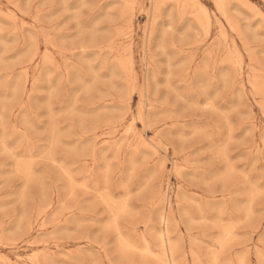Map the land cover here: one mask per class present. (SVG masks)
<instances>
[{
    "label": "rangeland",
    "instance_id": "1",
    "mask_svg": "<svg viewBox=\"0 0 264 264\" xmlns=\"http://www.w3.org/2000/svg\"><path fill=\"white\" fill-rule=\"evenodd\" d=\"M62 2L0 0V98L3 100L2 103L0 99V243L4 242L0 245V264H39L41 259L40 264H157V260L159 264H167L166 255L160 250V238L164 232L169 233L173 264H196L198 261L214 264L213 258L216 264H226L227 261V264H261L262 260L264 264V104L261 103L262 100L264 103V0H188L185 8L186 5L189 8L184 12L183 6L175 0ZM198 16L205 22L199 21ZM203 30L208 31L207 37V32L204 35ZM6 43L9 46L6 47ZM173 46L175 48L172 49ZM126 58H131L132 62ZM78 71L81 73L78 74ZM129 76L132 78L128 79ZM258 83H261L263 93L260 92L261 87H257ZM3 87L7 91L2 90ZM86 87L88 90L85 91ZM134 88L135 92L132 91ZM39 89L49 92L47 94ZM47 98H50L48 102ZM188 104L193 106L190 108ZM50 106L53 114L48 108ZM209 106L211 108L208 109ZM24 112L25 116L28 115L26 120ZM139 136L141 141H138ZM14 142L16 145L13 147ZM139 146L141 149L146 147L141 150ZM15 154L20 157H15ZM23 164L24 167L21 166ZM8 170L11 172L7 173ZM68 170L74 174L71 173L73 177ZM227 172L231 174L227 175ZM85 175L88 182L82 181ZM218 175L227 177V183L224 177ZM106 182V186L102 185ZM95 186H98L97 189ZM95 191L100 192L96 194ZM210 207H213L212 210ZM157 215L163 216L159 218ZM164 217L167 221L165 225ZM213 219H218L215 221L219 224H214ZM115 220L118 223H114L117 222ZM102 227L110 228V231ZM217 227L221 228L217 230ZM210 237L216 238L215 241H211ZM192 239L195 243L190 241ZM219 242L224 244L222 249ZM145 243H148V249ZM226 244L230 248L226 246L225 249ZM138 245L144 249H139ZM115 250L121 254L131 250L129 253L132 255L125 251L120 257ZM188 250L192 252L190 258L193 259L189 258ZM240 250L244 251L239 253ZM132 252L141 256L137 257L135 253L134 256ZM124 255L127 257L124 258ZM209 256L212 258H209L210 261ZM29 257H34V260ZM148 259H151L150 262Z\"/></svg>",
    "mask_w": 264,
    "mask_h": 264
},
{
    "label": "bare ground",
    "instance_id": "2",
    "mask_svg": "<svg viewBox=\"0 0 264 264\" xmlns=\"http://www.w3.org/2000/svg\"><path fill=\"white\" fill-rule=\"evenodd\" d=\"M155 1H156V0H155ZM167 1H169V0H167ZM171 1H172V0H171ZM173 1H174V0H173ZM175 1L178 3V5L184 7V8L182 7V9H183L182 11L184 12V9L186 10V8H187V5H186V8H185V3H186L188 0H175ZM222 1H223V0H222ZM240 1H242V0H240ZM244 1H245V0H244ZM61 2H62V0H61ZM189 2H190V1H189ZM225 2H226V0H225ZM227 2H228V0H227ZM246 2H247V1H246ZM62 3L64 4V2H62ZM149 3H150V1H149ZM198 3H199V2H198ZM214 3H215V1H214ZM8 4H9V3H8ZM151 4H152V2H151ZM155 4H156V3H155ZM191 4L193 5V1L191 2ZM191 4H190V5H191ZM225 4H226V3H225ZM225 4H224V5H225ZM178 5H177V6H178ZM196 5H197V4H196ZM13 6H14V5H13ZM156 6H157V4H156ZM193 6L195 7V5H193ZM198 6H199V5H198ZM244 6H245V5H244ZM16 7H17V6H16ZM219 7H220V6H219ZM219 7H218V8H219ZM224 7H225V6H224ZM14 8H15V6H14ZM149 8H150V7H149ZM176 8H177V7H176ZM188 8H189V7H188ZM188 8H187V9H188ZM198 8H201V10H202V7H198ZM250 8H251V7H250ZM16 9H17V8H16ZM194 9H195V8H194ZM204 9H205V7H204ZM220 9H221V8H220ZM224 9H225V8H224ZM244 9H245V8H244ZM192 10H193V8H192ZM233 10H234V8H233ZM235 10L237 11L236 8H235ZM17 11H19V10H17ZM133 11H134V10H133ZM255 11H256V10H255ZM19 12H20V11H19ZM140 12H142V11H140ZM185 12H186V11H185ZM201 12H202V11H201ZM207 12H208V11H207ZM207 12H206V13H207ZM1 13H2V12H0V14H1ZM8 13H9V12H8ZM169 13H170V12H169ZM217 13H218V12H217ZM237 13H238V12H237ZM239 13H240V12H239ZM239 13H238V14H239ZM133 14H134V13H133ZM185 14H186V13H185ZM196 14H198V13L196 12ZM218 14H221V13H218ZM6 15H8V14H6ZM9 15L12 16V14H9ZM9 15H8V16H9ZM147 15H148V14H147ZM183 15H184V14H183ZM207 15H208V14H207ZM240 15H241V14H240ZM256 15H257V14H256ZM256 15H255V18H256L259 14H258L257 16H256ZM262 15H263V14H262ZM24 16H25V15H24ZM188 16H189V15H188ZM193 16H194V14H193ZM199 16H200V14H199ZM199 16H198V17H199ZM203 16H204V14H203ZM214 16H215V15H214ZM167 17H168V15H167ZM183 17H185V15H184ZM200 17H201V16H200ZM200 17H199L198 20H199V21H204V19H203V18L200 19ZM215 17H216V16H215ZM221 17H222V15H221ZM223 17H224V16H223ZM223 17H222V18H223ZM258 17H259V16H258ZM258 17H257V18H258ZM6 18H7V17H6ZM147 18H148V16H147ZM169 18H170V17H169ZM204 18H205V17H204ZM10 19H11V18H10ZM14 19L16 20V18H14ZM194 19H196V18H194ZM208 19H209V15H208ZM260 19H261V18H260ZM262 19H263V17H262ZM1 20H4V21H5V18H4V19L2 18ZM7 20H9V17H8ZM209 20H210V19H209ZM20 21H21V20H20ZM33 21H34V19H33ZM218 21H220V20H218ZM228 21H229V19H228ZM228 21H227V22H228ZM8 22L10 23V21H8ZM204 22H205V21H204ZM208 22H210V21H208ZM208 22L205 23V24L207 25ZM234 22H235V21H234ZM4 23H5V22H4ZM21 23H22V22H21ZM21 23H20V25H23V24H21ZM2 24H3V22H2ZM6 24H7V23H6ZM40 24H41V22H40ZM178 24H179V23H178ZM200 24H201V23H200ZM200 24H199V26H200ZM235 25H236V24H235ZM163 26H164V25H163ZM218 26H220V25L217 24V27H218ZM257 26H258V25H257ZM3 27H4V25H3ZM3 27H2V28H3ZM25 27H26V26H25ZM188 27H190V26H188ZM209 27H210V24H209ZM220 27H221V26H220ZM15 28H16V27H15ZM165 28H166V26H165ZM207 28H208V27L206 26V29H207ZM222 28H223V27H222ZM228 28H229V27H228ZM163 29H164V27H163ZM190 29H191V28H190ZM203 29H204V28H203ZM207 30L210 31V29H207ZM207 30H206V31L203 30V31H204V32H203L204 35H205V32H207L206 35H205L206 37L209 35ZM231 30H232V29H231ZM12 31H13V30H12ZM218 31H219V29H218ZM222 31H223V30H222ZM13 32H16V31H13ZM222 33H223V32H222ZM0 34H1V33H0ZM144 34H145V33H144ZM146 34H147V32H146ZM163 34H164V33H163ZM207 34H208V35H207ZM220 34H221V32H220ZM12 35H13V34H12ZM12 35H11V36H12ZM34 35H35V34H34ZM43 35H44V34H43ZM204 35H203V36H204ZM223 35H224V34H223ZM31 36H32V35H31ZM164 36H165V35H164ZM221 36H222V35H221ZM15 37H16V36H15ZM206 37H205V38H206ZM225 37H226V36H225ZM13 38H14V37H13ZM34 38H36V37H34ZM47 38H48V37H47ZM203 38H204V37H203ZM223 38H224V37H223ZM22 39H23V37H22ZM43 39H44V38H43ZM51 39H52V38H51ZM162 39H164V38H162ZM241 39H242V38H241ZM44 40H45V39H44ZM222 40H223V39H222ZM225 40H226V39H225ZM229 40H230V39H229ZM0 41H1V40H0ZM23 42H24V41L22 40V43H23ZM28 42H29V41H28ZM46 42H48V41H46ZM131 42H132V41H131ZM233 42H234V41H233ZM16 43H17V42H16ZM145 43H146V42H145ZM145 43H144V45H145ZM202 43H203V42H202ZM245 43H246V42H245ZM245 43H244V44H245ZM10 44H11V43H10ZM26 44H28V43H26ZM52 44H53V43H52ZM162 44H163V42H162ZM162 44H160V45L162 46ZM198 44H200V43H198ZM198 44H197V45H198ZM209 44H210V43H209ZM2 45H3V44H2ZM7 45H8V43H6V47H7ZM144 45H143V46H144ZM231 45L233 46L234 43L232 44V42H231ZM8 46H9V45H8ZM130 46H131V45H130ZM247 46H248V45H247ZM21 47H22V45H21ZM54 48H55V47H54ZM130 48H131V47H129V50H130ZM160 48H161V47H160ZM173 48H175V46H173L172 49H173ZM4 49H5V48H4ZM19 49H20V48H19ZM32 49H33V48H32ZM83 49H84V48H83ZM125 49H127V47H126ZM233 49H234V51H236V48L233 47ZM30 50H31V49H30ZM35 50H36V49H35ZM231 50H232V49H231ZM237 50H238V49H237ZM61 51H62V50H61ZM109 51H110V50H109ZM228 51H229V49H228ZM2 52H3V49H2ZM19 52H20V51H19ZM111 52H112V51H111ZM124 52H125V51H124ZM127 52H128V51H127ZM164 52H165V51H164ZM164 52H163V53H164ZM46 53H48V52H46ZM65 53H66V52H65ZM67 53H68V52H67ZM48 54H49V53H48ZM62 54H63V53H62ZM68 54H69V53H68ZM124 54L126 55L127 53H124ZM130 54H131V53H130ZM147 54H148V53H147ZM234 54H235V53H234ZM237 54H238V52H237ZM142 55H143V52H142ZM144 55H145V54H144ZM150 55H151V54H150ZM163 55H164V54H163ZM168 55H169V53H168ZM180 55H181V53H180ZM239 55L241 56L240 53H239ZM64 56H66V55H64ZM169 56H170V55H169ZM206 56H208V55H206ZM233 56H235V55H233ZM34 57H36V56H34ZM34 57H33V58H34ZM47 57H48V56H47ZM47 57H46V58H47ZM128 57H129V55H128ZM147 57H148V56H147ZM149 57H150V56H149ZM194 57H195V56H194ZM209 57L211 58L210 55H209ZM209 57H208V58H209ZM114 58H115V56H114ZM150 58H151V57H150ZM34 59H35V58H34ZM48 59H49V58H48ZM66 59H67V58H66ZM112 59H113V58H112ZM119 59H120V57H119ZM121 59H122V58H121ZM126 59H129V58H126ZM236 59H237V57H236ZM236 59H235V60H236ZM241 59L243 60L242 56H241ZM241 59H240V60H241ZM252 59H253V58H252ZM255 59H256V58H255ZM67 60H68V59H67ZM116 60H117V59H116ZM122 60H123V59H122ZM129 60L131 61V58H130ZM142 60H143V59H142ZM210 60H211V59H210ZM242 60H241V61H242ZM253 60H254V59H253ZM253 60H252V61H253ZM1 61H2V59H1ZM124 61H125V64H126V60H125V59H124ZM187 61H188V60H187ZM248 61H249V60H248ZM252 61H251V62H252ZM255 61H256V60H255ZM3 62H5V61H3ZM42 62H43V61H42ZM47 62H48V60H47ZM47 62H46V64H47ZM50 62H51V61H50ZM67 62H68V61H67ZM70 62H71V61H70ZM131 62H132V61H131ZM214 62H215V60H214ZM224 62H225V61H224ZM224 62H222V63H224ZM235 62H236V61H235ZM242 62H243V61H242ZM242 62H241V63H242ZM251 62H250V65H251ZM253 62H254V61H253ZM253 62H252V63H253ZM30 63H31V62H30ZM121 63H122V62H121ZM168 63H170V62H168ZM241 63H239V64H241ZM1 64H2V63H1ZM4 64H5V63H4ZM43 64H45V63H43ZM205 64H206V63H205ZM205 64H204V65H205ZM118 65H119V64H118ZM126 65H127V64H126ZM168 65H169V64H168ZM222 65H223V64H222ZM232 65H233V64H232ZM42 66H43V65H42ZM44 66H46V65H44ZM63 66L65 67V65H63ZM148 66H150V65H148ZM190 66H191V65H190ZM240 66H242V64H241ZM258 66H259V65L257 64V67H258ZM71 67H72V66H71ZM125 67H127V66H125ZM205 67H206V66H205ZM207 67H208V66H207ZM250 67H251V66H250ZM72 68H75V67H72ZM129 68H130V67H129ZM151 68H152V67H151ZM171 68H172V67H171ZM251 68H252V67H251ZM251 68H250V69H251ZM47 69H48V68H46V70H47ZM64 69H65V68H64ZM70 69H71V68H70ZM75 69H76V68H75ZM75 69H74V70H75ZM78 69H80V68H78ZM124 69H125V68H124ZM207 69H208V68H206V70H207ZM57 70H58V69H57ZM130 70H132V69H130ZM152 70H153V69H152ZM167 70H168V69H167ZM253 70H255V68H254ZM204 71H205V70H204ZM204 71H203V72H204ZM255 71H256V70H255ZM255 71H254V74H255ZM26 72H27V71H26ZM38 72H39V71H38ZM45 72H46V71H45ZM47 72H49V70H48ZM132 72H133V71H132ZM168 72H170V71H168ZM251 72H253V71L251 70ZM259 72H260V71H258V73H259ZM67 73H68V72H67ZM77 73L79 74V73H81V72L78 71ZM188 73H189V70H188ZM226 73H227V72H225V74H226ZM261 73H262V71H261ZM22 74H23V73H22ZM46 74H47V73H46ZM46 74H45V75H46ZM49 74H51V72H49ZM127 74H128V73H127ZM171 74H172V73H171ZM256 74H257V73H256ZM45 75H44V77H45ZM65 75H67L66 72H65ZM71 75H72V74H71ZM81 75H82V74H80V76H81ZM212 75H213V74H212ZM10 76H11V75H10ZM24 76H25V75H24ZM51 76H52V75H51ZM51 76H50L49 78H51ZM59 76H61V75H59ZM74 76H75V75H74ZM222 76L224 77V74H223V73H222ZM246 76H247V78H250V77H248V76H249L248 74H247ZM57 77H58V76H57ZM97 77H98V76H97ZM130 77H131V76H129L128 79H130ZM167 77H169V76L167 75L165 78L167 79ZM223 77H222V78H223ZM226 77H227V76H226ZM226 77H225V78H226ZM9 78H10V77H9ZM20 78H21V77H20ZM60 78H61V77H60ZM60 78H59V79H60ZM98 78H99V77H98ZM131 78H132V77H131ZM209 78H210V77H209ZM225 78H224V79H225ZM42 79H43V77H42ZM44 79H46V77H45ZM56 79L58 80V78H56ZM75 79H76V78H75ZM79 79H81V78H79ZM252 79H253V77H252ZM254 79H255V78H254ZM254 79H253V80H254ZM256 79H257V78H256ZM36 80H37V79H35L34 81H36ZM46 80H47V79H46ZM57 80L55 81V83L57 82ZM83 80H84V79H83ZM168 80H169V79H168ZM186 80H187V79H186ZM257 80H258V79H257ZM7 81H8V80H7ZM16 81H17V79H16ZM44 81H45V80H43V82H44ZM49 81H50V79H49ZM49 81H48V82H49ZM73 81H74V80H73ZM92 81H93V79H92ZM129 81H130V80H129ZM131 81H132V80H131ZM154 81H155V80H154ZM189 81H190V80H189ZM201 81H202V80H201ZM213 81H215V79H214ZM222 81H224V80H222ZM25 82H26V81H25ZM76 82H77V80H76ZM84 82H85V81H84ZM126 82H127V81H126ZM166 82H167V80H166ZM166 82H165V83H166ZM203 82H204V81H203ZM211 82H212V78H211ZM224 82H225V81H224ZM246 82H248V81H246ZM253 82H255V81H253ZM257 82H258V81H257ZM259 82H260V81H259ZM86 83H87V82H86ZM89 83H90V82H89ZM155 83H157V82L155 81ZM169 83H170V82H169ZM169 83H168V86H169ZM6 84H7V83H6ZM6 84H5V85H6ZM49 84H52V83H49ZM80 84H81V83H80ZM242 84H243V83H242ZM259 84H261V83H258V84H257V87H261ZM47 85H48V83H47ZM55 85H56V84H55ZM87 85H89V84H87ZM87 85H86V86H87ZM155 85H156V84H155ZM248 85H249V83H248ZM6 86H7V85H6ZM24 86H25V85H24ZM49 86L51 87L52 85H49ZM81 86H82V85H81ZM83 86H85V85L83 84ZM164 86H167V85H164ZM223 86H224V85H223ZM52 87H54V85H53ZM52 87H51V88H52ZM234 87H235V86H234ZM249 87H250V85H249ZM40 88H41V87H40ZM51 88H50L49 91H51ZM146 88H147V87H146ZM167 88H169V87H167ZM170 88L174 91V89H173L172 87H170ZM262 88H263V87H261V91H260L259 89H257V91H260L261 93H263V92H262ZM12 89H13V88H12ZM48 89H49V88H48ZM86 89H87V87L85 88V91H86ZM90 89H91V88H90ZM134 89H135V90H132V91L135 92V91H136V88H134ZM255 89H256V86H255ZM2 90H6V91H7V89H4V87H3ZM15 90H16V89H15ZM37 90H38V89H37ZM37 90H35V91H37ZM39 90H40V89H39ZM52 90H53V89H52ZM54 90H55V88H54ZM54 90H53V91H54ZM87 90H88V89H87ZM168 90H170V89H168ZM10 91H11V90H10ZM40 91H41V92H43V91L47 92L45 89H44V90H40ZM49 91H48V92H49ZM55 91H56V90H55ZM83 91H84V90H83ZM85 91H84V92H85ZM91 91H92V90H91ZM137 91H138V90H137ZM202 91H204V89H203ZM218 91H219V90H218ZM257 91H255V92H257ZM48 92H47V94H48ZM56 92H57V91H56ZM87 92H88V91H87ZM141 92H142V91H141ZM141 92H140V93H141ZM205 92H206V91H205ZM205 92H203L204 95H206ZM207 92H208V91H207ZM238 92H239V91H238ZM13 93H14V92H13ZM13 93H12V94H13ZM90 93H91V92H90ZM208 93H209V92H208ZM215 93H216V92H215ZM217 93H219V92H217ZM217 93H216V94H217ZM5 94H6V93H5ZM52 94H53V92H52ZM237 94H239V93H237ZM257 94H258V93H257ZM0 95H1V94H0ZM50 95H51V93H50ZM146 95H147V94H146ZM209 95H210V94H209ZM259 95H260V94H259ZM28 96H29V95H28ZM47 96H48V95H47ZM128 96H129V95H128ZM128 96H127V98L129 99ZM202 96H203V95H202ZM206 96H208V94H207ZM210 96H212V95H210ZM210 96H209V99H210ZM7 97H8V96H7ZM12 97L14 98V96H12ZM51 97H52V95H51ZM215 97H216V95L214 96V98H215ZM236 97H237V95H236ZM262 97H263V96H262ZM3 98H4V97H3ZM8 98H9V97H8ZM189 98H190V97H189ZM205 98H206V97H205ZM0 99H1V98H0ZM5 99H6V96H5ZM48 99L50 100V98H47V102L49 101ZM190 99H191V98H190ZM190 99H189V100H190ZM194 99H195V98H194ZM237 99H238V97H237ZM252 99H253V97H252ZM1 100H2V99H1ZM191 100H192V99H191ZM191 100H190V101H191ZM193 101H196V100H193ZM207 101H208V98H207ZM252 101H253V100H252ZM260 101H261V100H260ZM4 102H5V101H4ZM8 102H9V101H8ZM11 102H12V101H11ZM27 102H28V100H27ZM47 102H46V103H47ZM154 102H155V101H154ZM198 102H199V101H198ZM198 102H197V103H198ZM202 102H203V101H202ZM205 102H206V101H205ZM205 102H203V103H205ZM209 102H210V100H209ZM209 102H208V103H209ZM211 102H212V101H211ZM2 103H3V100H2ZM5 103H6V102H5ZM9 103H10V102H9ZM127 103H129V102H127ZM146 103H147V102H146ZM194 103H195V102H193V104H194ZM230 103H231V102H230ZM261 103L264 104V103H263V100H262ZM47 104H48V103H47ZM73 104H74V103H73ZM191 104H192V103H191ZM191 104H190V106H193V105H191ZM206 104H207V103H206ZM198 105H199V104H198ZM210 105H212V104H210ZM255 105H256V103H255ZM71 106H72V105H71ZM127 106H128V105H127ZM140 106H141V104H140ZM140 106H139V107H140ZM142 106H143V105H142ZM142 106H141V107H142ZM188 106H189V104H188ZM190 106H189V107H190ZM194 106H197V105L195 104ZM200 106H201V104H200L199 106H197V107H200ZM262 106H264V105H262ZM9 107H10V106H9ZM15 107H16V106H15ZM74 107H75V106H74ZM214 107H215V106H214ZM214 107H212V108H214ZM21 108H22V107H21ZM48 108L50 109L51 106L48 107ZM70 108H72V107H70ZM70 108H69V109H70ZM149 108H150V107H149ZM149 108H147V109H149ZM155 108H156V107H155ZM190 108H191V107H190ZM209 108H211V107L209 106L208 109H209ZM215 108H216V107H215ZM19 109H20V108H19ZM69 109H68V111H69ZM141 109H142V108H141ZM141 109H140V110H141ZM147 109H146V110H147ZM193 109H195V108H193ZM197 109H198V108H196V110H197ZM261 109H263V108H261ZM2 110H3V109H2ZM4 110H5V109H4ZM15 110H16V109H15ZM140 110H139V111H140ZM214 110H215V109H214ZM218 110H219V109H218ZM48 111H49V110H48ZM64 111H65V110H64ZM72 111H73V110H72ZM215 111H216V110H215ZM220 111H221V110H220ZM220 111H218V113H219ZM50 112L52 113L51 109H50ZM50 112H49V113H50ZM73 112H74V111H73ZM73 112H72V113H73ZM78 112L80 113L81 111H78ZM141 112H143V111H141ZM213 112H214V111H213ZM61 113H62V112H61ZM214 113H215V112H214ZM216 113H217V111H216ZM216 113H215V115H216ZM11 114H12V113H11ZM52 114H53V113H52ZM52 114H49L48 116H50V115H52ZM65 114H67V112H65ZM77 114H78V113H77ZM20 115H21V114H20ZM24 116H25V112H24ZM27 116H28V115H27ZM27 116H25V119L23 118V116H22V118H23L24 120H26V117H27ZM52 116H53V115H52ZM59 116H60V115H59ZM139 116H140V115H139ZM219 116H220V113H219ZM1 117H2V116H1ZM53 117H54V116H53ZM137 117H138V116H137ZM262 117H263V115H262ZM22 118H21V119H22ZM50 118H51V117H50ZM140 118H141V116H140ZM2 119H3V118H2ZM55 119H56V118H55ZM141 119H142V118H141ZM132 120H133V118H132ZM51 121H52V119H51ZM133 121H134V120H133ZM3 122H4V119H3ZM25 122H26V121H25ZM27 122H28V121H27ZM57 122H58V121H57ZM134 122H135V121H134ZM55 123H56V122H55ZM25 124H26V123H24V125H25ZM27 124H29V123H27ZM27 124H26V125H27ZM140 124H141V126H143V125H142L143 123H140ZM4 125H5V124H4ZM51 125H52V124H51ZM5 126H6V125H5ZM16 126H17V125H16ZM0 128H1V127H0ZM32 128H33V126H32ZM55 128H56V127H55ZM133 128H134V127H133ZM182 129H183V128H182ZM14 130H15V129H14ZM38 130H39V129H38ZM57 130H58V129H57ZM135 130H136V129H135ZM169 130H170V129H169ZM169 130H168L167 132H169ZM217 130H218V129H217ZM3 131H5V130H3ZM17 131H18V129H17ZM52 131H53V130H52ZM140 131H141V130H140ZM18 132H20V131H18ZM129 132H130V131H129ZM129 132H127V133H129ZM135 132H136V131H135ZM124 133H125V132H124ZM200 133H201V132H200ZM3 134H4V133H3ZM16 134H17V133H16ZM19 134H20V133H19ZM24 134H25V133H24ZM135 134H136V133H135ZM135 134H134V135H135ZM1 135H2V131H1ZM20 135H21V134H20ZM25 135H26V134H25ZM52 135H53V134H52ZM60 135H62V134H60ZM137 135H138V134H137ZM4 136H5V135H4ZM226 136H227V135H226ZM0 137H1V136H0ZM137 137H138V136H137ZM141 137H142V136H141ZM145 137H146V136H145ZM212 137H213V136H212ZM227 137H228V136H227ZM52 138H53V136H52ZM55 138H56V137H55ZM225 138H226V137H225ZM5 139H6V137H5ZM135 139H136V137L134 138V140H135ZM140 139H141V138H140V136H139V140H138V141H141ZM209 139H210V138H209ZM226 139H227V138H226ZM228 139H229V138H228ZM228 139H227V140H228ZM17 140H20V142H21V139H17ZM50 140H52V139H50ZM142 140H144V139L142 138ZM54 141H55V140H54ZM210 141H211V140H210ZM20 142H19V144H20ZM31 142H32V141H31ZM142 142H143V141H142ZM227 142H228V141H227ZM227 142H226V143H227ZM0 143H1V141H0ZM26 143H27V142H26ZM136 143H137V141H136ZM136 143H135V144H136ZM226 143H225V145H226V147H227L228 145H227ZM263 143H264V142H263ZM1 144H2V143H1ZM3 144H6V143L3 142ZM54 144H56V143L54 142ZM59 144L62 145V143H60V142H59ZM148 144H149V143H148ZM157 144H158V143H157ZM14 145H16L15 142H14V144H13V147H14ZM25 145H26V144H25ZM52 145H53V144H52ZM137 145H138V144H137ZM162 145H163V144H162ZM17 146H18V145H17ZM17 146H15V148H16ZM34 146H35V145H34ZM54 146H55V145H54ZM134 146H135V145H134ZM142 146H143V143H142ZM154 146H156V145H154ZM159 146H160V145H159ZM163 146H164V148H165V145H163ZM4 147H5V146H4ZM8 147H9V146H6V148H8ZM26 147H27V146H26ZM35 147H36V146H35ZM50 147H51V146H50ZM145 147H146V146H145ZM145 147H144V148H145ZM223 147H224V145H223ZM223 147H222V148H223ZM262 147H263V146H262ZM10 148H12V147H10ZM10 148H8V149H10ZM55 148H56V147H55ZM131 148H132V147H131ZM135 148H136V147H135ZM137 148H138V147H137ZM139 148H140V146H139ZM141 148H142V147H141ZM141 148H140V149H141ZM144 148H143V149H144ZM154 148H155V147H154ZM161 148H163V147H161ZM215 148L218 149V147H215ZM257 148H258V147H257ZM13 149H14V148H13ZM40 149H41V148H40ZM42 149H44V148H42ZM45 149H46V148H45ZM48 149H49V148H48ZM48 149H47V150H48ZM143 149H141V150H143ZM148 149L151 150L152 148H151V149L148 148ZM225 149H227V148H225ZM2 150H3V149H2ZM51 150H52V149H51ZM134 150H135V149H134ZM137 150H138V149H137ZM176 150H177V149H176ZM218 150H219V149H218ZM218 150H217V152H218ZM256 150H257V149H256ZM28 151H29V149H28ZM222 151H224V150L222 149ZM225 151H226V150H225ZM23 152H24V149H23ZM23 152H22V153H23ZM45 152H46V151H45ZM50 152H51V151H50ZM153 152H154V151H153ZM210 152H211V151H210ZM30 153H31V150H30ZM155 153H156V152H155ZM157 153H158V152H157ZM219 153L221 154L220 151H219ZM219 153H217L218 156L220 155ZM226 153H228V152H226ZM226 153H225V155H226ZM260 153H261V152H260ZM13 154H14V153H13ZM13 154H12V155H13ZM42 154H43V153H42ZM42 154H40L41 157L43 156ZM44 154H45V153H44ZM48 154H49V153H48ZM52 154H53V153H52ZM52 154H51V155H52ZM255 154H256V152H255ZM255 154H254V155H255ZM5 155H6V154H5ZM15 155H16L15 157H17V154H15ZM53 155H54V154H53ZM157 155H158V154H157ZM163 155H164V154H163ZM217 155H215L216 158H217ZM19 157H20V155H18L17 158H19ZM31 157H32V156H31ZM34 157H35V156H34ZM46 157H47V156H46ZM222 157H223V155H222ZM226 157H227V160H228V159H229L228 156H226ZM28 158H29V156H28ZM36 158H40V156H37ZM43 158H44V157H43ZM92 158H93V156H92ZM92 158H91V159H92ZM8 159H9V158H8ZM10 159H11V157H10ZM11 160H12V159H11ZM14 160H15V159H14ZM18 160H19V159H18ZM36 160H37V159H36ZM221 160H222V158H221ZM21 161H22V160H21ZM47 161H48V160H47ZM49 161H50V160H49ZM61 161H62V160H61ZM255 161H257V160H255ZM54 162H56V161H54ZM223 162H224V161H223ZM15 163H16V161H15ZM17 163H19V162H17ZM23 163H24V162H23ZM31 163H32V162H31ZM254 163H255V162H254ZM254 163H252V164H254ZM256 163H257V162H256ZM256 163H255V164H256ZM28 164H29V167H32V166H30V165H31L30 163H28ZM28 164H27V165H28ZM108 164H109V163H108ZM163 164H164V163H163ZM230 164H231V163H230ZM230 164H229V165H230ZM17 165H19V164H17ZM32 165H33V163H32ZM229 165H228V166H229ZM3 166H4V165H3ZM5 166H6V165H5ZM21 166L24 167V164L21 165ZM59 166H60V165H59ZM59 166H58V167H59ZM110 166H111V165H110ZM9 167H10V166H9ZM17 167H18V166H17ZM29 167H28V168H29ZM60 167H61V166H60ZM174 167H175V166H174ZM225 167H226V166H225ZM7 168H8V167H7ZM10 168H11V167H10ZM10 168H9V169H10ZM12 168H13V167H12ZM28 168L26 167V169H28ZM61 168H62V167H61ZM61 168H60V170H61ZM175 168H177V167H175ZM179 168H181V167H179ZM227 168H230V167H227ZM22 169H23V168H22ZM30 169H31V168H30ZM66 169H67V168H66ZM233 169H234V167L232 168V170H233ZM14 170H15V168H14ZM24 170H25V169H24ZM176 170H178V169H176ZM225 170H226V168H225ZM229 170H230V169H229ZM229 170H227V171H229ZM5 171H6V170H5ZM8 171H9V170H8ZM8 171H7V173H10V172H11V171H9V172H8ZM17 171H18V170H17ZM19 171H21V170H19ZM29 171H30V170H28V172H29ZM31 171H32V170H31ZM64 171H65V170H64ZM68 171H69V170H68ZM174 171H175V170H174ZM181 171L183 172L182 168H181ZM181 171H180V172H181ZM2 172H4V170H2ZM66 172H67V171H65L64 173H66ZM175 172H176V171H175ZM202 172H203V170H202ZM208 172H209V171H208ZM233 172H234V171H233ZM255 172H256V171H255ZM258 172H259V171H258ZM14 173H16V171H15ZM23 173H24V172H23ZM31 173H32V172H31ZM68 173H70V171H69ZM71 173H72V172H71ZM71 173H70V174H71ZM89 173H90V172H89ZM89 173H87V174H89ZM177 173H179V170L177 171ZM241 173H242V172H241ZM244 173H245V172H243L242 174H244ZM33 174H34V173H33ZM66 174H67V173H66ZM72 174H73V173H72ZM72 174H71V176H72ZM211 174H212V173H211ZM223 174H224V172H223ZM223 174H222V175H223ZM229 174H231V173H229ZM229 174H228V172H227V175H229ZM233 174H236V173H233ZM233 174H232L231 176H233ZM1 175H2V174H1ZM3 175H4V174H3ZM15 175H16V174H15ZM17 175H18V173H17ZM19 175H21V174L19 173ZM36 175H37V173H36ZM41 175H42V174H41ZM62 175H64V174H62ZM108 175H109V174H108ZM176 175H177V174H176ZM222 175H220V176H221V177H224V176H222ZM227 175H226V176H227ZM238 175L241 176V174H238ZM245 175H246V174H245ZM22 176H23V175H22ZM28 176H29V175H28ZM33 176L36 177L35 175H33ZM42 176H43V175H42ZM73 176H74V174H73ZM73 176H72V177H73ZM85 176H86V175H85ZM208 176H209V175H208ZM208 176H206V177H208ZM213 176H214V174H213ZM218 176H219V175H218ZM218 176H217V177H218ZM220 176H219V177H220ZM4 177H5V176H4ZM9 177H10V176H9ZM90 177L92 178V176H90ZM217 177H215V178H217ZM242 177H243V178H242ZM242 177H241L242 179H245L244 176H242ZM246 177H247V176H246ZM70 178H71V177H70ZM215 178H214V179H215ZM224 178H225V177H224ZM226 178H227V177H226ZM226 178H225V180H226L225 183H227V181H228ZM229 178H231V177H229ZM259 178H260V177H259ZM2 179H3V178H2ZM72 179H73V178H72ZM86 179H87V176H86L85 180L83 179L82 181H87V182H88V179H87V180H86ZM107 179H108V178H107ZM143 179H144V178H143ZM206 179L209 180L210 178H206ZM206 179H205V180H206ZM211 179H213V178L211 177ZM211 179H210V181H211ZM231 179H232V178H231ZM231 179H230V180H231ZM247 179H248V178H247ZM25 180H28V179H25ZM29 180H30V179H29ZM36 180H37V179H36ZM208 180H207V181H208ZM217 180H218V178H217ZM222 180H223V179H222ZM222 180H221V181H222ZM260 180H261V179H260ZM7 181H8V180H7ZM38 181H39V180H38ZM66 181H67V180H66ZM66 181H65V182H66ZM72 181H73V180H72ZM76 181H77V180H76ZM76 181H74V183H75ZM82 181H81V182H82ZM91 181H92V180H91ZM142 181H143V180H142ZM245 181L247 182V180H244V182H245ZM249 181H250V180H249ZM249 181H248V184H249V186H250L251 184H250ZM253 181H255V180L253 179ZM256 181H257V179H256ZM258 181H259V180H258ZM31 182H32V181H31ZM33 182H35V181L33 180ZM40 182H42V181H40ZM87 182H86V183H87ZM259 182H260V181H259ZM43 183H44V182H43ZM66 183H67V182H66ZM68 183H69V182H68ZM68 183H67V184H68ZM82 183H83V182H82ZM95 183H96V182H95ZM128 183H130V182H128ZM145 183H146V182H145ZM207 183H208V182H206V184H207ZM228 183H229V182H228ZM263 183H264V181H263ZM29 184H30V183H29ZM84 184H85V182H84ZM97 184H98V182H97ZM101 184H102V183H101ZM123 184H125V183H123ZM208 184H209V183H208ZM222 184H223V183H222ZM246 184H247V183H246ZM252 184H253V183H252ZM257 184H258V183H257ZM23 185H24V184H23ZM27 185H28V183H27ZM27 185H26V186H27ZM36 185H37V184H36ZM86 185H87V184H86ZM86 185H84V186H86ZM92 185H93V184H92ZM102 185L106 186V185H107V182H106V184H102ZM127 185H128V184H127ZM145 185H146V184H145ZM172 185H173V184H172ZM223 185H224V184H223ZM225 185H226V184H225ZM240 185H241L242 187L244 186V185H242V184H240ZM78 186L80 187V186H82V185H78ZM104 186H103V188L101 187L102 190L104 189ZM182 186H183V185H182ZM206 186H207V185H206ZM258 186H259V184H258ZM262 186L264 187V185H262ZM38 187H39V186H38ZM67 187H69V186H67ZM75 187H76V185H75ZM79 187H78V188H79ZM95 187H96V186H95ZM95 187H94V188H95ZM97 187H98V186H97ZM97 187H96L95 189H97ZM108 187H110V186H109V183H108ZM125 187H126V186H125ZM176 187H177V186H176ZM244 187H245V186H244ZM259 187H261V185H260ZM259 187H258V188H259ZM27 188H28V187H27ZM83 188H84V187H83ZM89 188H91V187H89ZM101 188H98V190H101ZM144 188H145V187H144ZM165 188H166V187H165ZM223 188H224V187H223ZM247 188H248V187H247ZM256 188H257V187H256ZM258 188H257V189H258ZM75 189H76V188H75ZM75 189H74V190H75ZM92 189H93V188H92ZM243 189H244V188H243ZM257 189H256V190H257ZM261 189H262V187H261ZM263 189H264V188H263ZM263 189H262V190H263ZM26 190H28V189H26ZM70 190H71V189H70ZM87 190H88V188H87ZM89 190H91V189H89ZM107 190H110V189H107ZM181 190H182V189H181ZM259 190H260V189H259ZM75 191H76V190H75ZM75 191H74V192H75ZM81 191H82V190H81ZM241 191H242V190H241ZM245 191L247 192V190H245ZM254 191H255V189H254ZM21 192H22V191H21ZM23 192H24V191H23ZM25 192H26V191H25ZM67 192H69V191H67ZM71 192H72V191H71ZM71 192H70V193H71ZM88 192H89V191H88ZM88 192H87V193H88ZM91 192H93V190H92ZM91 192H89V193H91ZM99 192H100V191H99ZM99 192H98V193H99ZM103 192H104V191H103ZM105 192H106V189H105ZM107 192H109V191H107ZM136 192H137V191H136ZM243 192H244V191H243ZM246 192H245V194H246ZM248 192H249V191H248ZM248 192H247V193H248ZM94 193L98 194L96 191H95ZM124 193H125V192H124ZM241 193H242V192H241ZM253 193H254V192H253ZM255 193H256V192H255ZM120 194H121V193H120ZM125 194H126V193H125ZM175 194H176V193H175ZM237 194H238V193H237ZM260 194H261V193H260ZM19 195H20V194H19ZM102 195H103V194H102ZM113 195H114V194H112V196H113ZM126 195H128V194H126ZM126 195H125V196H126ZM232 195H234V194H232ZM263 195H264V194H262V196H263ZM17 196H18V195H17ZM20 196H21V198L24 197V196L22 197V195H20ZM42 196H43V195H42ZM69 196H70V195H69ZM109 196H110V195H109ZM122 196H123V195H122ZM193 196H194V195H193ZM234 196H235V195H234ZM246 196H247V195H246ZM246 196L244 195V197H246ZM253 196H254V195H253ZM73 197H74V196H73ZM73 197H72V198H73ZM119 197H120V196H119ZM126 197H127V196H126ZM196 197H197V196H196ZM248 197H249V196H248ZM248 197H246V198H248ZM258 197H261V196H258ZM43 198H44V197H43ZM114 198L116 199L117 196L114 197ZM114 198H113V199H114ZM120 198H123V197H120ZM200 198H201V197H200ZM250 198H251V196H250ZM18 199H19V198H18ZM94 199H95V197H93V201H94ZM96 199H97V198H96ZM176 199H177V198H176ZM20 200H21V199H20ZM22 200H25V199H22ZM120 200H121V199H120ZM128 200H129V199H128ZM189 200H190V199H189ZM208 200H209V199H208ZM208 200H205V201L207 202ZM211 200H212V199H211ZM220 200H221V199H220ZM220 200H219V201H220ZM222 200H223V199H222ZM245 200H246V199H245ZM106 201H107V200H106ZM115 201H116V200H115ZM201 201H202V199H201ZM213 201H214V200H213ZM213 201H211V202H213ZM235 201H237V200L235 199ZM235 201L232 200V202H235ZM246 201H247V200H246ZM99 202H101V201H99ZM125 202H126V201H125ZM127 202H128V201H127ZM214 202H215V201H214ZM96 203H97V202H96ZM104 203H105V202H104ZM115 203H116V202H115ZM118 203H119V202H118ZM122 203H123V202H122ZM216 203H217V200H216L215 204H216ZM237 203H238V201H237ZM239 203H240V200H239ZM252 203H254V201H253ZM92 204H93V203H92ZM94 204H95V203H94ZM98 204L100 205V204H102V203H98ZM107 204H108V203H107ZM127 204H128V203H127ZM163 204H164V203H163ZM197 204H198V203H197ZM211 204H212V203H211ZM95 205H97V204H95ZM208 205H209V204H208ZM213 205H214V204H213ZM213 205H212V206H213ZM235 205H236V204H235ZM238 205H239V204H238ZM238 205H237V206H238ZM245 205H246V204H245ZM252 205H254V204H252ZM252 205H251V208H252ZM97 206H98V205H97ZM122 206H123V205H122ZM176 206H177V205H176ZM209 206H210V205H209ZM232 206H234V205H232ZM49 207H51V206H49ZM49 207H47V208H49ZM126 207H127V205H125V208H124V209H126ZM149 207H150V206H149ZM160 207H161V206H160ZM199 207H200V206H199ZM221 207H222V206H221ZM223 207H224V206H223ZM47 208H46V209H47ZM114 208H115V206H114ZM116 208H118V206H117ZM116 208H115V209H116ZM167 208H168V207H167ZM196 208H197V206H196ZM206 208H207V206L205 207V209H206ZM212 208H213V207H212ZM212 208L210 207L211 210H212ZM215 208H216V205H215ZM243 208H244V207H243ZM248 208H249V207H248ZM46 209H44V210H46ZM82 209H83V208H82ZM44 210H42V212H44ZM48 210H49V209H48ZM63 210H64V209H63ZM106 210H107V209H106ZM111 210H112V208H111ZM200 210H202L201 207H200ZM222 210H223V209H222ZM234 210H235V208H234ZM68 211H69V210H68ZM71 211H72V210H71ZM109 211H110V210H109ZM109 211H107V213H108ZM130 211H131V209H130ZM161 211H162V210H161ZM197 211H198V210H197ZM218 211H219V210H218ZM249 211H250V210H249ZM42 212H41V213H42ZM124 212H126V211L124 210ZM124 212H122V214H123ZM162 212H163V211H162ZM162 212H161V213H162ZM198 212H199V211H198ZM202 212H203V210H202ZM223 212H224V211H223ZM228 212H229V211H228ZM250 212H251V211H250ZM252 212H253V211H252ZM36 213H38V212H36ZM110 213H111V211L109 212V214H110ZM112 213H113V212H112ZM128 213H130L129 210H128ZM159 213H160V212H159ZM159 213H157V214H159ZM245 213H246V212H245ZM109 214H108V215H109ZM193 214L195 215V213H192V215H193ZM36 215H39V214H36ZM42 215H43V214H40V216H42ZM111 215H112V214H111ZM114 215H115V213H114ZM128 215H130V214H128ZM128 215H126V216H128ZM172 215H173V214H172ZM212 215H213V214H212ZM215 215H216V214H215ZM230 215H231V214H230ZM254 215H255V214H254ZM40 216H39V217H40ZM115 216H116V215H115ZM115 216H114V217L112 216V218H115ZM121 216H123V215H121ZM160 216H163V215H160ZM160 216L157 215V217H159V218H160ZM189 216H190V214H189ZM196 216L199 217V215H197V214H196ZM204 216H206V215H204ZM210 216H211V214H210ZM216 216H217V215H216ZM216 216H215V217H216ZM246 216H247V215H246ZM80 217H81V216H79V218H80ZM109 217H110V216H109ZM192 217H193V216H192ZM221 217H222V216H221ZM238 217H239V216H238ZM240 217H241V216H240ZM250 217H251V216H250ZM253 217H254V216H253ZM36 218H37V217H36ZM76 218H77V217H76ZM79 218H78V219H79ZM81 218L83 219L84 217H81ZM117 218H120V217H117ZM121 218H122V217H121ZM210 218H211V217H210ZM234 218L236 219L237 217H234ZM248 218H249V217H248ZM19 219H20V218H19ZM78 219H77V220H78ZM110 219H111V218H110ZM168 219H169V218H168ZM190 219H191V217H190ZM190 219H189V220H190ZM196 219H197V217H196ZM196 219H195V220H196ZM205 219H206V217H205ZM208 219H209V218H208ZM224 219H226V218H224ZM251 219H252V218H250V220H251ZM20 220H21V219H20ZM72 220H73V219H72ZM85 220H86V218H85ZM85 220H83V221H85ZM87 220H88V219H87ZM111 220H112V219H111ZM111 220H109V221H111ZM119 220H120V219H119ZM159 220H160V219H159ZM166 220H167V219H166ZM191 220H192V219H191ZM191 220H190V222H191ZM193 220H194V219H193ZM213 220H214V219H213ZM215 220H218V219H215ZM215 220H214V221H215ZM219 220H220V219H219ZM221 220H222V219H221ZM227 220H229V219L227 218L226 221H227ZM232 220H233V219H231V221H232ZM236 220H237V219H236ZM240 220H241V218H240ZM240 220H239V221H240ZM18 221H19V220H18ZM81 221H82V220H81ZM88 221H89V220H88ZM90 221H91V220H90ZM90 221H89V222H90ZM115 221H117V220H115ZM163 221H164V225H165V223L167 222V221H165V217L163 218ZM211 221H212V220H211ZM222 221H223V220H222ZM226 221L224 220V222H226ZM244 221H245V220H244ZM244 221H243V223H244ZM246 221H247V220H246ZM31 222H32V221H31ZM36 222H37V221H35L34 224H35ZM73 222H74V223L76 222V221H75V218H74V221H73ZM78 222L80 223L79 220H78ZM78 222H77V223H78ZM107 222H108V221L106 220L105 223H107ZM111 222H112V221H111ZM159 222H160V221H159ZM188 222H189V221H188ZM196 222H197V221H196ZM208 222H209V221H208ZM232 222H233V221H232ZM232 222H231L230 224H232ZM236 222H237V221H236ZM249 222H250V221H249ZM17 223H19V222H17ZM17 223H16V224H17ZM42 223H43V222H42ZM84 223H85V222H84ZM114 223H118V221H117V222H114ZM204 223H205V222H204ZM216 223L219 224V222H216V221H215L214 224H216ZM227 223H229V221H228ZM238 223H239V222H238ZM19 224H20V223H19ZM19 224H18V225H19ZM93 224H94V222H93ZM110 224H111V223H110ZM166 224H167V223H166ZM205 224H206V223H205ZM233 224H234V223H233ZM240 224H241L240 226L242 227V223H240ZM18 225H17V226H18ZM75 225H76V223H75ZM80 225H81V224H80ZM98 225H99V222H98ZM107 225H108V224H107ZM107 225H106V226H107ZM111 225H112V224H111ZM113 225H114V224H113ZM216 225H217V224H216ZM216 225H215V226H216ZM222 225H223V224H222ZM224 225H225V224H224ZM226 225H227V224H226ZM76 226H77V225H76ZM108 226H109V225H108ZM108 226H107V227H108ZM116 226H118V224H117ZM208 226H210V224H209ZM212 226H213V225H212ZM236 226H237V225H236ZM14 227H15V226H14ZM104 227H105V226H104ZM118 227H119V226H118ZM160 227H162L161 224H160ZM165 227H166V226H165ZM213 227H214V226H213ZM221 227H222V226H221ZM221 227H220V228H221ZM41 228H42V226H41ZM44 228H45V227H43V229H44ZM112 228H113V227H112ZM112 228H111V230H112ZM116 228H117V227H116ZM120 228H121V227H120ZM215 228H216V227H215ZM215 228H214V229H215ZM217 228H218V227H217ZM220 228H218L217 230H219ZM223 228H224V227H223ZM236 228H238V227H236ZM236 228H235V230H236ZM102 229H104V228L102 227ZM117 229H118V228H117ZM166 229H167V228H166ZM104 230H107V229H104ZM151 230H152V229H151ZM162 230H163V229H162ZM162 230H161V233H163ZM221 230H222V229H221ZM221 230H220V231H221ZM227 230H228V229H227ZM101 231H102V230H100V232H101ZM109 231H110V228H109V230H107V232H109ZM152 231H153V230H152ZM155 231H156V230H155ZM164 231H165V229H164ZM166 231H167V230H166ZM222 231H223V230H222ZM222 231H221V233H222ZM102 232H103V231H102ZM102 232H101V233H102ZM107 232L104 231L105 234H106ZM114 232H115V231H114ZM117 232H118V231H117ZM117 232H116V233H117ZM153 232H154V231H153ZM153 232H152V233H153ZM156 232H158V231H156ZM229 232H230V231H229ZM129 233H130V232H129ZM129 233H127V234L129 235ZM148 233H149V231H148ZM152 233L150 232L149 234H152ZM217 233H218V232H217ZM117 234H119V233H117ZM124 234H125V233H124ZM124 234H123V235H124ZM133 234H134V233H133ZM156 234L159 235L160 233H156ZM202 234H203V233H202ZM215 234H216V233H215ZM215 234H214V235H215ZM228 234H229V233H228ZM231 234H232V233H231ZM235 234H236V233H235ZM119 235H120V234H119ZM125 235H126V234H125ZM128 235H127V236H128ZM167 235H169V233L164 232V233L162 234L161 238H160V239H161V242H160V243H161V247H162V249H160V250H162V251L164 252V254L166 255V256H165V255H164V256L167 258V259H166V258L163 257V258L166 259L167 261H165L164 259H163V260H164L165 262H167V264H173V261H172V260H173V259H172V249H173V248H171L172 246H171L170 243H169V240H168L169 237H168ZM177 235H179V234H177ZM216 235H217L218 237L220 236V235H218V234H216ZM225 235H226V234H225ZM233 235H234V234H233ZM193 236H194V235H193ZM217 236H216V238H217ZM221 236H222V234H221ZM237 236H238V235H237ZM246 236H247V235H246ZM116 237H117V236H116ZM142 237H143V236H142ZM174 237H177V236H174ZM195 237H196V236H195ZM202 237H204V236L202 235ZM213 237H215V236H213ZM213 237H212V238H213ZM238 237L241 238V236H238ZM242 237H245V235L242 236ZM118 238H119V237H118ZM124 238H125V237H124ZM126 238H127V237H126ZM188 238H190V237H188ZM207 238H208V237H207ZM216 238L211 239V237H210L211 241H212V240L215 241ZM122 239H123V238H122ZM128 239H129V238H128ZM155 239H156V238H155ZM173 239L176 240V238H173ZM195 239H196V238H195ZM208 239H209V238H208ZM217 239H218V238H217ZM242 239H243V238H242ZM2 240H3V238H2ZM2 240H1V241H2ZM198 240H199V239H198ZM222 240H223V239H222ZM222 240H221V241H222ZM233 240H234V238H233ZM233 240H232V244H233ZM238 240H240V239H238ZM114 241H115V240H114ZM128 241H129V240H128ZM131 241H132V240H131ZM142 241H143V240H142ZM158 241H159V240H158ZM158 241H157V242H158ZM170 241H171V240H170ZM172 241H174V240H172ZM190 241L194 242L193 239L190 240ZM214 241H213V242H214ZM223 241H224V240H223ZM2 242H3V241H2ZM2 242L0 243V245L2 244ZM53 242H54V241H53ZM55 242H56V241H55ZM118 242H119V241H118ZM118 242H116V243H118ZM124 242H126V241H124ZM133 242H134V241H133ZM143 242H144V241H143ZM143 242H142V243H143ZM176 242H177V241H176ZM178 242H179V241H178ZM192 242H191V243H192ZM197 242H199V241H197ZM224 242H225V241H224ZM229 242H230V241H229ZM235 242H236V241H235ZM3 243H4V242H3ZM120 243H121V242H120ZM148 243H149V242H148ZM148 243H147V244L145 243L147 249H148V246H147ZM154 243H155V242H154ZM173 243H174V242H173ZM194 243H195V242H194ZM211 243H212V242H210V244H211ZM5 244H6V243H5ZM13 244H14V243H13ZM125 244H126V243H125ZM127 244H128V243H127ZM131 244H132V243H131ZM133 244H134V243H133ZM177 244H178V243H177ZM202 244H203V243H201V245H202ZM212 244H213V243H212ZM212 244H211V245H212ZM219 244H220V248L222 249V247L224 246V244H222V242H219ZM227 244H228V243H227ZM227 244L225 245V247L227 246ZM36 245H37V244H36ZM38 245H39V244H38ZM40 245H41V244H40ZM88 245H89V243H88ZM118 245H119V243H118ZM142 245H143V244H142ZM142 245H140V246L138 245L137 247H139V249H140V247H141ZM158 245H159V244H158ZM198 245H199V244H198ZM222 245H223V246H222ZM4 246H5V245H4ZM4 246H3V247H4ZM12 246H13V245H12ZM120 246H121V245H120ZM120 246H119V247H120ZM127 246L130 247L129 245H127ZM134 246L136 247V245H134ZM144 246H145V245H144ZM144 246H143V247H144ZM159 246H160V245H159ZM202 246H204V245H202ZM206 246H207V245H206ZM216 246H217V245H216ZM216 246H215V247H216ZM229 246H230V245H229ZM229 246H227V247L230 248ZM233 246H234V245H233ZM9 247H10V246H9ZM13 247H15V246H13ZM124 247H125V246H124ZM208 247H209V246H208ZM208 247H207V249H208ZM225 247H224V248H225ZM227 247H226L225 249H227ZM114 248L117 249V247H114ZM121 248H122V246H121ZM121 248H120V249H121ZM131 248H133V247L131 246ZM177 248H178V247H177ZM177 248H176V249H177ZM209 248H210V247H209ZM55 249H58V248H55ZM77 249H78V248H77ZM79 249H80V248H79ZM133 249H134V248H133ZM141 249H144V248L141 247ZM145 249H146V248H145ZM153 249H154V248H153ZM158 249H159V248H156V250H158ZM176 249H175V250H176ZM257 249H260V248H257ZM134 250H135V249H134ZM136 250H138V249H136ZM160 250H159V251H160ZM208 250H210V249H208ZM213 250H214V248L212 249V251H213ZM215 250H216V249H215ZM40 251H41V250H40ZM99 251H101V250H99ZM115 251H117V250H115ZM125 251H126L127 253H129V251H131V250H129V251L125 250ZM125 251H124V252H125ZM132 251H133V250H132ZM138 251H140V250H138ZM148 251L150 252V249H149ZM153 251H154V250H153ZM162 251H161V252H162ZM242 251H244V250H240L239 253H241ZM260 251H261V250H260ZM260 251H259V252H260ZM36 252H38V251H36ZM42 252H43V251H42ZM117 252H118V251H117ZM121 252H123V251H121ZM124 252H123V253H124ZM136 252H137V251H136ZM142 252H143V251H142ZM188 252H189V250H188ZM207 252H209V251H207ZM40 253H41V252H39V254H40ZM118 253H120V252H118ZM123 253H122V254H123ZM132 253H133V252H132ZM134 253H135V252H134ZM134 253H133V254H134ZM150 253H152V252H150ZM156 253H158V252H156ZM189 253H190V252H189ZM198 253H199V252H198ZM243 253H245V252H243ZM261 253H262V251H261ZM261 253H259V254H261ZM62 254H63V253H62ZM122 254L120 253V255H118V256L121 257ZM124 254H125V253H124ZM129 254H131V253H129ZM129 254H128L127 256H130ZM135 254H137V257H138V256H139L138 254H140V253H135ZM135 254H134V256H135ZM162 254H163V253H162ZM173 254H174V252H173ZM191 254H192V252L190 253L189 258H190V256H191ZM211 254L213 255V253H211ZM221 254H223V253H221ZM257 254H258V252H257ZM33 255H34V253H33ZM33 255H31V256H33ZM40 255H41V254H40ZM40 255H39V257H38V255H37V257L40 258V257H41ZM64 255H65V254H64ZM69 255H70V254H69ZM131 255H132V254H131ZM153 255L156 256V254H153ZM159 255H161V254L159 253ZM195 255H196V254H195ZM219 255H220V254H219ZM239 255H241V254H239ZM242 255H243V254H242ZM34 256L36 257V255H34ZM66 256H67V255H66ZM71 256H72V255H71ZM125 256H126V255H124V258H125ZM127 256H126V257H127ZM140 256H141V255H140ZM140 256H139V257H140ZM197 256H198V255H197ZM204 256H205V255H204ZM207 256H208V255H207ZM207 256H206V257H207ZM75 257H76V256H75ZM92 257H93V256H92ZM122 257H123V255H122ZM184 257H185V256H184ZM191 257H192V256H191ZM210 257H211V256H209L208 259H209ZM229 257H230V256H229ZM241 257H243V256H241ZM244 257H246V255H245ZM26 258H28V257H26ZM33 258H34V257H32V258L29 257V259H31V260H34ZM38 258H37V260H38ZM76 258L79 259V257H76ZM124 258H123V259H124ZM129 258H131V257H129ZM129 258H128V259H129ZM155 258H156V257H155ZM179 258H180V257H179ZM182 258H183V257H182ZM194 258H195V257H194ZM230 258H231V257H230ZM230 258H229V259H230ZM2 259H3V257H2ZM4 259H7V258H4ZM78 259H77V260H78ZM93 259H94V257H93ZM96 259H97V258H96ZM99 259H100V257H99ZM120 259H121V258H120ZM185 259H186V258H185ZM190 259H193V258H190ZM210 259H212V258H210ZM210 259H209L208 261H210ZM216 259H217V257H216ZM224 259H226V258H224ZM237 259H239V257L236 258V260H237ZM243 259H244V258H243ZM39 260H40V259H39ZM39 260H38V262H39ZM116 260H117V258H116ZM148 260H149V259H148ZM148 260H146V261H148ZM150 260H151V259H150ZM150 260H149V262H150ZM152 260H153V259H152ZM174 260H175V259H174ZM177 260H179L178 257H177ZM177 260H175V261H177ZM181 260H182V259H181ZM198 260H199V258H198ZM244 260H245V259H244ZM41 261H43V259L40 260V263H41ZM126 261H127V260H126ZM129 261H130V259H129ZM140 261H142V260H140ZM146 261H143V262L145 263ZM153 261L156 262L155 259H154ZM164 261H163V262H164ZM200 261H201V260H200ZM223 261H224V260H223ZM223 261H221V262H223ZM234 261H235V260H234ZM262 261H263V260H262ZM262 261H261V264H262ZM4 262H5V261H4ZM9 262H10V261H9ZM97 262H98V261H97ZM158 262H159V261L157 260L156 263L159 264ZM218 262H219V261H218ZM227 262H228V261H227ZM227 262H226V264H227ZM2 263H3V261H2ZM10 263H11V262H10ZM40 263H39V264H40ZM78 263H79V262H78ZM94 263H95V262H94ZM160 263H161V262H160ZM175 263H176V262H175ZM194 263H196V262H194ZM199 263H200V262L198 261L196 264H199ZM213 263L216 264V260H215V258H213ZM244 263H245V262H244ZM244 263H243V264H244ZM3 264H4V263H3ZM8 264H9V263H8ZM91 264H92V263H91ZM95 264H96V263H95ZM131 264H132V263H131ZM141 264H142V263H141ZM163 264H164V263H163ZM179 264H181V263L179 262ZM184 264H187V263H184ZM191 264H193V263H191ZM200 264H201V263H200ZM202 264H203V263H202ZM205 264H206V263H205ZM208 264H210V263H208ZM224 264H225V263H224ZM232 264H233V263H232ZM237 264H239V263L237 262Z\"/></svg>",
    "mask_w": 264,
    "mask_h": 264
}]
</instances>
